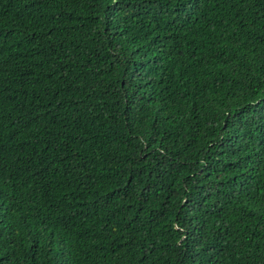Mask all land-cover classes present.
<instances>
[{
	"label": "trees",
	"instance_id": "16d2710c",
	"mask_svg": "<svg viewBox=\"0 0 264 264\" xmlns=\"http://www.w3.org/2000/svg\"><path fill=\"white\" fill-rule=\"evenodd\" d=\"M0 264H264V0H0Z\"/></svg>",
	"mask_w": 264,
	"mask_h": 264
}]
</instances>
